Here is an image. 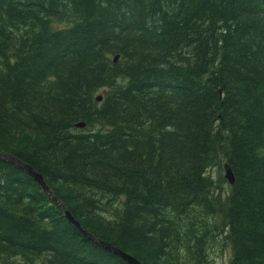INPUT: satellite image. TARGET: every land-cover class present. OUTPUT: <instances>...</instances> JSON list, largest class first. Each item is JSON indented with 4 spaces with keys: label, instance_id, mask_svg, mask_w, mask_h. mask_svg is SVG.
Instances as JSON below:
<instances>
[{
    "label": "trees",
    "instance_id": "16d2710c",
    "mask_svg": "<svg viewBox=\"0 0 264 264\" xmlns=\"http://www.w3.org/2000/svg\"><path fill=\"white\" fill-rule=\"evenodd\" d=\"M0 152L144 264L210 263L213 216L264 264V0H0ZM0 264L130 263L0 159Z\"/></svg>",
    "mask_w": 264,
    "mask_h": 264
},
{
    "label": "rangeland",
    "instance_id": "374dc122",
    "mask_svg": "<svg viewBox=\"0 0 264 264\" xmlns=\"http://www.w3.org/2000/svg\"><path fill=\"white\" fill-rule=\"evenodd\" d=\"M209 173L213 177L215 183H217L216 196H217V208L224 202V198L229 191L230 182L226 177V168L223 164H216L213 166ZM210 227L207 229L210 237L206 241V250L208 258L211 264H229L232 257V245L226 238V230H222V218L210 217L207 219ZM215 223H217L216 226ZM207 263V264H210Z\"/></svg>",
    "mask_w": 264,
    "mask_h": 264
},
{
    "label": "water",
    "instance_id": "95a60500",
    "mask_svg": "<svg viewBox=\"0 0 264 264\" xmlns=\"http://www.w3.org/2000/svg\"><path fill=\"white\" fill-rule=\"evenodd\" d=\"M118 58H119V55H116L114 58V61H117ZM102 99H103L102 94L97 96L98 101H102ZM84 126H85V123H83V122L77 124V127H80V128H82ZM0 159L7 160V161L14 163L16 166L22 168L27 174H29L42 187V189L48 194V196L63 209V211H64L66 217L69 219V221L73 225H75L84 235H86L87 237H89L90 239L95 241L96 243H99V244L105 246L108 250H110L111 252L115 253L116 255L122 257L127 262H129L130 264H144L143 262L138 260L135 256L127 253L123 249H121V248L113 245L112 243H110L106 240H103V239L95 236L91 232L87 231L81 225V223L77 219H75V217L73 215H71L66 204L53 192V190L47 184V182H46L45 178L42 176V174L39 173L37 170H35L33 168V166H31L29 163L23 161L22 159H20L19 157H17L16 155H14L12 153H6V152H0ZM225 168H226V177L229 179V182L231 184H233L234 176H233L232 170L227 164L225 165Z\"/></svg>",
    "mask_w": 264,
    "mask_h": 264
},
{
    "label": "bare ground",
    "instance_id": "6f19581e",
    "mask_svg": "<svg viewBox=\"0 0 264 264\" xmlns=\"http://www.w3.org/2000/svg\"><path fill=\"white\" fill-rule=\"evenodd\" d=\"M103 98H104V96H103ZM103 100V99H102ZM99 102H101V101H99Z\"/></svg>",
    "mask_w": 264,
    "mask_h": 264
}]
</instances>
